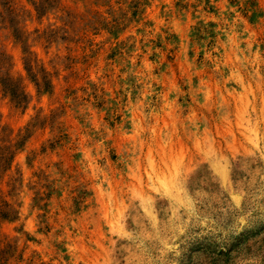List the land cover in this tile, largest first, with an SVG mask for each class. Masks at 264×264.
I'll return each mask as SVG.
<instances>
[{
	"label": "rangeland",
	"instance_id": "rangeland-1",
	"mask_svg": "<svg viewBox=\"0 0 264 264\" xmlns=\"http://www.w3.org/2000/svg\"><path fill=\"white\" fill-rule=\"evenodd\" d=\"M0 264H264V0H0Z\"/></svg>",
	"mask_w": 264,
	"mask_h": 264
},
{
	"label": "trees",
	"instance_id": "trees-1",
	"mask_svg": "<svg viewBox=\"0 0 264 264\" xmlns=\"http://www.w3.org/2000/svg\"><path fill=\"white\" fill-rule=\"evenodd\" d=\"M9 216V213H5V215H3V211L1 213L0 211V218H7Z\"/></svg>",
	"mask_w": 264,
	"mask_h": 264
}]
</instances>
